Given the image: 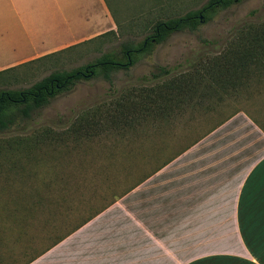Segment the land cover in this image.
<instances>
[{"label":"rangeland","instance_id":"obj_1","mask_svg":"<svg viewBox=\"0 0 264 264\" xmlns=\"http://www.w3.org/2000/svg\"><path fill=\"white\" fill-rule=\"evenodd\" d=\"M106 2L117 23L115 30L0 72V90L27 88L51 72L70 71L104 53L125 62L126 49L140 48L158 22L200 10L209 0ZM204 14L194 29L173 31L162 41L149 42L145 50L134 51L133 64L113 71L111 80L101 72L80 79L45 106L29 116H17L0 130V229H8L6 240L19 262L26 251H33L27 249V239L15 240L16 230L9 228L24 215L35 213L40 218L37 227L27 229L40 236L33 244L38 251L231 114L247 111L264 125V49L256 52L258 63L253 67L259 75L249 87L221 89L209 80L211 87H204L201 103L196 101L199 93L191 101L185 98L172 121L151 119L133 131L110 123L114 103L151 85L143 76L160 66L181 72L201 69L237 40L243 24L263 22L264 0H230ZM81 120L95 124L80 130L86 136L82 139L71 128ZM45 215L51 216L48 225L42 223ZM41 226H47V236Z\"/></svg>","mask_w":264,"mask_h":264},{"label":"crops","instance_id":"obj_2","mask_svg":"<svg viewBox=\"0 0 264 264\" xmlns=\"http://www.w3.org/2000/svg\"><path fill=\"white\" fill-rule=\"evenodd\" d=\"M116 24L106 0H0V71ZM263 127L231 114L29 264H264Z\"/></svg>","mask_w":264,"mask_h":264},{"label":"trees","instance_id":"obj_3","mask_svg":"<svg viewBox=\"0 0 264 264\" xmlns=\"http://www.w3.org/2000/svg\"><path fill=\"white\" fill-rule=\"evenodd\" d=\"M229 2L230 0H209L206 6L200 10L189 11L183 16L158 22L154 33L148 36L146 43L143 42L137 50L126 49L124 52L126 57L125 62L117 59L110 53H104L93 62L81 65L70 71L51 72L27 88L0 90V130L6 129L16 120L17 116H29L32 110L45 106L52 97L59 92L72 88L80 79H88L101 72L105 78L111 80L110 74L113 71L120 68H128L133 64L132 53L134 51L145 50L150 44L149 42H152L150 38L154 37V41L159 42L164 40L173 31L185 27L194 29L199 19L205 17L204 12L214 9V7L221 4L226 5ZM240 28L237 40L230 42L231 44L223 52L212 58L211 61L208 60V63L201 69L194 67L192 71L181 72L177 71L178 68L176 69V67L168 68L160 66L150 76H143L141 79L148 80L147 82H150L149 84L151 85L135 89V92L129 93L126 98L124 97L114 103V113L110 115V123L119 129L133 131L137 130L140 126H145L151 119L153 122L172 121L171 115L182 109L185 105V98L187 101H191L194 98V94L199 93L196 101L199 103L202 100L204 97L202 93L204 87H208V90L211 87L207 84L209 80L214 81L221 89H226L229 86H232L234 90L238 86H243V88L249 87L252 79L259 75V70L253 66L258 63L256 52L264 49V21L243 24ZM124 48L127 47L124 46ZM241 79H244L243 82H240ZM237 80L239 81L237 82ZM212 91L217 93V87L212 86ZM244 112L249 114L247 111ZM250 116L257 124L263 127L262 123L260 124L252 115ZM73 124L71 128L74 132H79V134H76V138L79 137L80 139L86 138V136L81 135L82 133L80 134L82 128L90 129L95 126V124L90 122L85 124L83 120L80 122L76 121ZM130 187L121 193H113L114 199L95 209L93 213L84 217L82 216L80 221L69 232L58 237L52 244H48L38 251L37 247L33 246V244L35 239L40 238V236L38 233L34 236L33 232L27 229L29 226L37 227V219L40 221V218L35 213L33 215H24L16 224L14 223L15 227L9 228L16 230L15 240L27 239L25 241L27 249L33 251L32 253L26 251L27 254H24L25 259L21 262H19V258L16 257L13 249L9 246V240H6L8 229H0V264H29L51 246L64 239L71 232L108 207L117 197L126 193ZM50 217L49 215H45L43 221L41 220L42 223L48 225ZM41 227L42 233H44L47 226ZM44 235L47 236L45 233Z\"/></svg>","mask_w":264,"mask_h":264},{"label":"flooded vegetation","instance_id":"obj_4","mask_svg":"<svg viewBox=\"0 0 264 264\" xmlns=\"http://www.w3.org/2000/svg\"><path fill=\"white\" fill-rule=\"evenodd\" d=\"M147 39H148V37L145 39V43L147 42ZM152 41H154L155 40V38L153 37V38H150Z\"/></svg>","mask_w":264,"mask_h":264}]
</instances>
